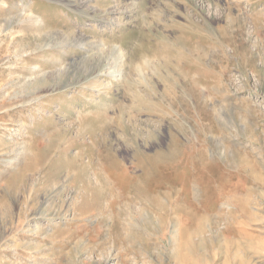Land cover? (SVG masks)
<instances>
[{
    "label": "rangeland",
    "instance_id": "rangeland-1",
    "mask_svg": "<svg viewBox=\"0 0 264 264\" xmlns=\"http://www.w3.org/2000/svg\"><path fill=\"white\" fill-rule=\"evenodd\" d=\"M0 264H264V0H0Z\"/></svg>",
    "mask_w": 264,
    "mask_h": 264
},
{
    "label": "bare ground",
    "instance_id": "bare-ground-1",
    "mask_svg": "<svg viewBox=\"0 0 264 264\" xmlns=\"http://www.w3.org/2000/svg\"><path fill=\"white\" fill-rule=\"evenodd\" d=\"M113 167V166H112ZM106 171V170H105ZM113 173V172H112ZM130 173V172H129ZM108 174V173H107ZM94 175H95V181H99L98 182V184H96V185H94V186H91V184L90 183H88V186L90 187V189L92 188V187H94V188H96V191L97 192H102L104 195L105 194H107V193H110L113 197H115V198H117L116 196L117 195H115V192H114V187H113V185L110 183V181H109V179H108V177L106 176H104V174H103V172L101 171V170H96V171H94ZM113 175L115 176V177H117L118 179H120V180H122V178H120L119 176H117L116 175V173L114 174L113 173ZM112 178V177H111ZM96 183V182H95ZM125 183V182H124ZM88 188V187H87ZM85 192V191H84ZM90 192V191H89ZM115 200V199H114ZM152 202H155L156 203V201L154 200V201H152ZM160 203H163L162 201H159ZM150 205V204H149ZM148 205V206H149ZM144 207H147L146 206V204H144L143 205ZM151 206V205H150ZM131 211V210H130ZM149 213V212H148ZM151 215V214H150ZM130 217H131V215H129ZM148 217H151V216H148ZM130 219V218H129ZM129 224V226L130 225H132V226H134V227H136L137 225L135 224V223H132V220L130 219V222L128 223Z\"/></svg>",
    "mask_w": 264,
    "mask_h": 264
}]
</instances>
